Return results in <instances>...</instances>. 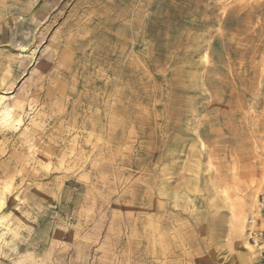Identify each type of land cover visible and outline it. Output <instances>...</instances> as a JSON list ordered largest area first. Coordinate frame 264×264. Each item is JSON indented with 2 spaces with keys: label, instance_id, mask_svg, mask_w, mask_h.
Listing matches in <instances>:
<instances>
[{
  "label": "rangeland",
  "instance_id": "1",
  "mask_svg": "<svg viewBox=\"0 0 264 264\" xmlns=\"http://www.w3.org/2000/svg\"><path fill=\"white\" fill-rule=\"evenodd\" d=\"M0 94V264H264V0H0Z\"/></svg>",
  "mask_w": 264,
  "mask_h": 264
},
{
  "label": "bare ground",
  "instance_id": "2",
  "mask_svg": "<svg viewBox=\"0 0 264 264\" xmlns=\"http://www.w3.org/2000/svg\"><path fill=\"white\" fill-rule=\"evenodd\" d=\"M22 54V53H21ZM23 55V54H22ZM5 90V89H4ZM7 94V92H5ZM6 95L4 94H0V123L4 126V127H10V126H13L15 125L16 123H20L22 121L21 117L17 116L18 118H15L14 116V108L13 107H9L7 104H3L4 100L6 99ZM121 100V99H120ZM15 105V104H14ZM19 105V104H18ZM16 114V113H15ZM20 115V114H18ZM23 117V116H22ZM168 192V191H167ZM4 193V191H3ZM2 193V196L0 197V209L3 207L4 203H5V196L4 194ZM165 194V193H164ZM170 194H172L174 197H176L178 195V192L177 191H172ZM170 197V196H169ZM254 202L256 203V199L257 196L256 194L254 195ZM257 204V203H256ZM260 209V208H259ZM9 214V213H8ZM232 214L235 218V221L238 223V226L241 227L240 230H244L245 229V225H246V218L243 217V214L239 211H237V209L235 208V206L233 205L232 206ZM9 216V215H8ZM7 217V216H6ZM5 215H0V224H2L1 222L3 220H5ZM11 217V216H10ZM253 218H254V214H253ZM11 219V218H10ZM254 223V221H252ZM5 223V222H4ZM253 226V225H252ZM3 228V227H2ZM6 229V228H4ZM18 229V228H17ZM3 230V229H2ZM15 230V229H14ZM8 231V230H7ZM6 231V232H7ZM4 230L1 232L0 230V240L4 238L5 236V233H6ZM9 235V234H7ZM8 237V236H7ZM249 237V229L245 231V237H244V240H247ZM5 240V239H4ZM8 240V239H7ZM248 241V240H247ZM4 242V241H3ZM9 242V241H8ZM11 242V241H10ZM3 244V243H2ZM9 247H7L8 249ZM2 251V250H0ZM4 251V249H3Z\"/></svg>",
  "mask_w": 264,
  "mask_h": 264
},
{
  "label": "built area",
  "instance_id": "3",
  "mask_svg": "<svg viewBox=\"0 0 264 264\" xmlns=\"http://www.w3.org/2000/svg\"><path fill=\"white\" fill-rule=\"evenodd\" d=\"M252 224L253 222H250V225ZM249 239H251L258 246L264 245V230H261L258 228H255V229L250 228L249 229Z\"/></svg>",
  "mask_w": 264,
  "mask_h": 264
}]
</instances>
